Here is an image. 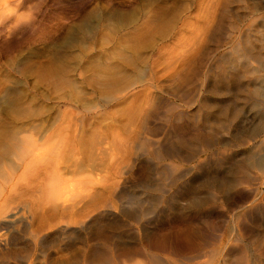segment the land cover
Returning a JSON list of instances; mask_svg holds the SVG:
<instances>
[{
    "label": "bare ground",
    "instance_id": "obj_1",
    "mask_svg": "<svg viewBox=\"0 0 264 264\" xmlns=\"http://www.w3.org/2000/svg\"><path fill=\"white\" fill-rule=\"evenodd\" d=\"M22 1L0 0V25ZM178 1L86 10L51 108L0 124V229L21 246L2 263L264 264V34L203 71L230 0ZM246 1L264 23V0Z\"/></svg>",
    "mask_w": 264,
    "mask_h": 264
},
{
    "label": "rangeland",
    "instance_id": "obj_2",
    "mask_svg": "<svg viewBox=\"0 0 264 264\" xmlns=\"http://www.w3.org/2000/svg\"><path fill=\"white\" fill-rule=\"evenodd\" d=\"M107 1H114V4L120 3L121 5L124 0H23L20 7L18 9L15 8L18 10L16 13L13 12V9L12 12L8 10L11 12L12 19L8 21L7 25L6 23H1L2 26L0 25V124L5 125L6 122V125L9 124L8 126H10L13 122L14 125L18 126L19 124L20 126L28 121V125H31L40 119V113L37 111L40 106L44 105L46 108H51L52 100L50 96H52L51 91L54 88V71L57 63L53 61H57L56 51L60 46L59 44H62L61 41L63 39L67 40L68 29L71 28L72 24L78 22L82 17L81 15L92 8L94 10L99 7L96 9L99 11L104 2L106 3ZM165 1L169 5L172 3V5H178V2H180L178 0ZM181 1L185 2V0ZM227 2L228 8L231 9L229 17L225 20H228V22L232 21L234 23L233 27L230 28L231 25L227 24L228 35H226L225 40L218 48L211 49L210 53H202L203 56H208L204 63L203 71L209 68L221 52H226L227 46L236 40L239 35L248 33L257 42L261 34H264V23L260 21L254 23L251 15L247 12L248 2L246 0H230ZM210 43H207L205 48L207 46L209 48L211 46ZM67 46L62 49L64 55H67ZM64 55L62 64L67 61ZM14 63L19 65L17 66L18 68H14ZM198 89H200V86H198ZM9 94L10 96H8ZM171 99L177 101L181 106L184 105V108L187 106V108H190V103L184 99L175 97ZM180 108L182 109L183 107ZM8 121L9 123H7ZM6 160L9 161V159ZM9 163L11 164V162ZM9 163L7 162V164ZM124 205L127 204L124 203ZM11 238L8 229H0V260L7 253L11 254L13 250H19L18 248L21 247L19 242H14L15 240ZM7 249L9 250L7 251ZM65 253L66 251L61 250L56 255ZM8 258L10 259V264H14L17 260V258L16 260L12 257ZM55 258L59 259L58 256H55ZM33 260L35 261V259ZM38 260L32 261V264H38ZM27 261L28 259L22 261V263L26 264ZM0 264L6 263L0 261Z\"/></svg>",
    "mask_w": 264,
    "mask_h": 264
}]
</instances>
